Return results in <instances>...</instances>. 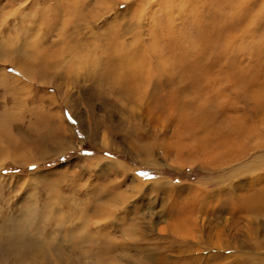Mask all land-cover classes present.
<instances>
[{"label": "rangeland", "instance_id": "374dc122", "mask_svg": "<svg viewBox=\"0 0 264 264\" xmlns=\"http://www.w3.org/2000/svg\"><path fill=\"white\" fill-rule=\"evenodd\" d=\"M189 3L0 0V264H264V208L245 199L264 195V0L227 64L151 56L181 78L161 100L156 81L126 94L94 51L158 35V53L178 41L172 60L197 61L183 44L208 26Z\"/></svg>", "mask_w": 264, "mask_h": 264}, {"label": "bare ground", "instance_id": "6f19581e", "mask_svg": "<svg viewBox=\"0 0 264 264\" xmlns=\"http://www.w3.org/2000/svg\"><path fill=\"white\" fill-rule=\"evenodd\" d=\"M186 1L190 2V3L192 2V4L196 3L195 5H193L190 8L191 14L188 12V14H190L189 18L191 19V18L196 17L197 16L196 14H199V16L201 14L202 17L200 16V18L202 19L203 23H206V25L208 26L207 29H202V34H201L202 43L201 44L198 43L199 45H197V44L193 43V41H190V42L185 41L186 43L184 42V44H183V48H182L183 52H185L187 55H190V56H192L191 54H196L195 58L197 61H190V62L185 63V62L176 61L175 59L172 60L171 57L174 55V53L180 52L179 50L177 51L179 44H177L176 47H173V45H172V43H175L178 41H173V42L170 40L167 41L168 42L167 50L163 49L161 54L158 53L157 52L158 50H156V48H155L156 45L154 44L156 38H158V35L157 36L153 35V37H152L154 43H151V45L153 44V51L150 49L151 52L148 51L149 48L148 49L144 48V46H143L144 44H141V41L137 38H136V40L134 39L135 40L134 44L132 46H128V47L126 45H125L126 47L125 46H117L115 44L116 42L115 43L111 42L108 46L106 45L107 47L106 48L104 47L105 49H103L102 46L100 48L98 45L96 46L97 49H95L94 51L97 52L98 49L101 51V53H102L101 54V57H102L101 61L104 62L105 64L109 62L111 64L113 70H114L113 75L115 77L120 78L121 80H123L125 82V85L123 87H124V91L126 94L139 95L144 100L147 97V96L145 97V95H146V93H148L147 90L149 89L148 88L149 84L152 83V81H156L154 84L159 86V91L161 92L160 93L161 96H159V98L161 100L165 96L164 95L165 93L163 94V92H162V90L163 91L165 90V84L164 83L167 80L168 81L169 80H181V78H178V75L176 77H166L164 72H165V70H168V68L170 66H172V65L179 66V65H183L181 63H184L183 67L190 69L192 66L198 64L199 60H201V62H203L204 66L207 65L208 63H210L211 65L212 64H221V63H226L227 62L226 60L228 58H233V57H238V56L240 57V55L244 52V50L242 52V48L244 49V47L241 46V42L243 40L246 41L247 38H248V40H250V39H249V35L247 33H245V31H244V30H246L245 29L246 24L244 25V28H243V24L245 23V21L243 19L241 12H242L243 8L245 9V11L247 10L246 8H247L248 4L246 2H250L251 0H186ZM222 2H230V3H222ZM232 2H235V3L233 5V9H230L231 4H233ZM209 3L211 4V6ZM207 6L212 7V8H207ZM168 7L170 8V4L168 5ZM214 9H219L220 11L216 12ZM165 10L166 9L163 7L160 10L159 14H163ZM151 15H153V12L151 13ZM259 16H262V15H259ZM179 17H181L183 19L181 12L179 13ZM249 20H250V18H249ZM249 20L247 22H249ZM199 21H200V19H199ZM221 21L224 23H219ZM80 22L77 21L75 23V26L80 25ZM200 22H199V24H200ZM256 22H258V21H256ZM186 24H187V22H186ZM173 26L174 25H171V27H170V25H169V27L171 28L170 32L172 35V37H170V38L178 40L179 39V34L177 32L178 30L177 31H175L176 29L173 30L174 29ZM178 27H180V26H178ZM256 27L257 26L255 25V29L253 28L252 30H256ZM216 30L220 31L222 33V35H216L215 34ZM246 32H247V30H246ZM249 32H251L250 33V35H251L252 31L250 30ZM185 33H186V31H185ZM254 33L256 34L255 31H254ZM259 33H260V31H259ZM244 34H247L246 35L247 38ZM251 36L250 37L253 38V34ZM256 36H257V34H256ZM113 38H114V36H113ZM243 43L245 44V42H243ZM149 44L146 45V47L149 46ZM245 46H246V44H245ZM252 46H254V45H252ZM256 46H259V45H256ZM216 51H219V53L216 55L215 58L210 56L211 53L216 52ZM87 52H90V49H88ZM156 53H158V55ZM88 54H86V59H89ZM91 54H93L92 51H91ZM151 56L154 57L156 60H159V64L162 63L163 65H165L166 68H165L163 74H161L159 72V69H158L159 67L157 68V66L155 65V61H154V63L150 62V61L154 60ZM228 60H231V59H228ZM98 64H99L98 60H94L92 62L89 61L90 68H91V65H96V67H94V68H97ZM94 71H96V70H94ZM169 73L170 74L172 73L171 70H169ZM206 77L207 76H205L204 78H206ZM183 117L185 118V120L189 126L195 127V126L202 125V123L204 122L203 118L206 117V114L200 113L197 116H192V114L187 116V114H185ZM192 118L193 119L195 118V121ZM256 182H258V180L254 181L253 184ZM255 187H256V185H255ZM252 188L254 189V187H252ZM262 190H263V188H262ZM253 193H255L256 195L251 194L249 197L245 198L248 201V203H246L247 208H248V206H249V208L251 206V208L253 207L254 210H257L259 212H263L262 208H264V195H262L263 196L262 197L260 195L257 196L258 193H256V192H253ZM243 201H245V200H242V202ZM242 206H243V204H242ZM248 214H251V213H248ZM252 214H254V213H252ZM156 262L157 263H153V264H162L159 261V258Z\"/></svg>", "mask_w": 264, "mask_h": 264}, {"label": "snow or ice", "instance_id": "6c2138e0", "mask_svg": "<svg viewBox=\"0 0 264 264\" xmlns=\"http://www.w3.org/2000/svg\"><path fill=\"white\" fill-rule=\"evenodd\" d=\"M121 7H123V5Z\"/></svg>", "mask_w": 264, "mask_h": 264}]
</instances>
